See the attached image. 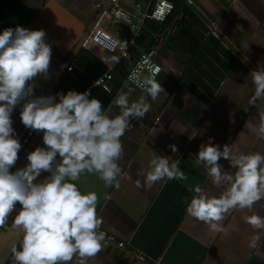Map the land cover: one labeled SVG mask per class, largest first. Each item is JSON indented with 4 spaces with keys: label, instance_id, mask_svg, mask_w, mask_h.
I'll return each mask as SVG.
<instances>
[{
    "label": "crops",
    "instance_id": "0c3cea01",
    "mask_svg": "<svg viewBox=\"0 0 264 264\" xmlns=\"http://www.w3.org/2000/svg\"><path fill=\"white\" fill-rule=\"evenodd\" d=\"M100 1L103 6L107 0H0V29L16 24L44 29L46 41L52 45L50 78L37 77V95L49 92L73 57L99 11L95 5ZM170 1L175 8L172 16L161 23L146 19L138 25L140 31L135 24L101 16L83 43L85 48L78 52L90 59L85 73L91 82L105 70L112 72L111 92L95 90L91 94L110 116L118 114L114 99L128 88L133 89L130 101L144 95L150 108L143 117L130 118V127L120 137L118 185H105L98 174L87 172L75 183L82 192H96V211L103 218L100 230L149 261L264 264V235L258 237L254 247L247 246L254 231L242 220L243 215L250 214L247 210L233 209L225 214L221 221L227 229L224 233L210 232L203 222L185 212L193 186L200 185L210 195L220 191L191 156L209 136L213 143L227 144L234 151H264V139L246 126L249 121L258 122V109L264 104L261 100L249 103L254 86L247 76L250 70H264V0ZM123 3L130 12L133 6ZM150 8L147 0L140 3L141 12ZM143 30L148 33L143 34ZM131 41L135 44L130 45ZM156 41L160 44L157 62L161 67L156 80L164 93L153 100L128 84L125 74L140 51ZM124 50L128 59L120 57ZM73 78L77 88L85 86L84 78ZM68 89L71 87L59 81L54 91ZM11 118L20 139L26 129L19 122L18 108ZM40 144V133L34 131L26 152ZM169 144L176 146V153L170 151ZM152 151L172 159L179 157V168L186 178H165L149 188H137L134 182L143 181L138 174L149 170ZM218 162L228 167L225 160ZM252 211L264 216V200L254 203ZM16 239L9 222L0 234V264H13L10 246ZM127 256L103 241L88 264H134Z\"/></svg>",
    "mask_w": 264,
    "mask_h": 264
},
{
    "label": "clouds",
    "instance_id": "9594fccd",
    "mask_svg": "<svg viewBox=\"0 0 264 264\" xmlns=\"http://www.w3.org/2000/svg\"><path fill=\"white\" fill-rule=\"evenodd\" d=\"M51 55L44 29L19 24L0 29V228L14 212L10 221L17 237L10 246L13 264H88L105 240L100 230L103 218L96 211V192H82L75 182L87 172L98 174L105 185H118L120 137L130 127V118H141L150 108L144 95L129 100L132 88L118 93L113 101L118 114L112 116L99 99L90 98L87 89L37 95V77L50 78ZM247 76L254 86L249 103L264 101V70H250ZM131 79L148 98L155 100L164 93L151 75ZM17 108L19 122L29 134L39 132L41 139L40 145L25 152L20 167L14 166L22 145L11 118ZM257 115L258 122L246 126L264 139V104ZM212 140L209 136L191 156L220 191L210 195L200 185L193 186L185 212L210 232L224 233L225 214L247 210L250 214L242 220L254 230L247 239V246L254 247L264 235V216L252 211L254 203L264 200V151H234ZM167 147L176 153L174 144ZM150 156L149 170L138 174L143 181L134 182L137 188H149L165 178H186L179 157L153 151Z\"/></svg>",
    "mask_w": 264,
    "mask_h": 264
},
{
    "label": "built area",
    "instance_id": "2783aa9c",
    "mask_svg": "<svg viewBox=\"0 0 264 264\" xmlns=\"http://www.w3.org/2000/svg\"><path fill=\"white\" fill-rule=\"evenodd\" d=\"M133 1L135 2V6L132 7L131 11L129 12L127 9H125V7L128 6L125 5L121 0H110V6L107 8L104 14H102V17L107 15L128 25L135 24L134 26H137L138 30L140 31L141 28L138 25H142L144 20L148 19L161 23L167 19V17L173 10V3L170 0H147L150 3L151 8L149 12L143 13L140 10V3L143 0ZM101 8L102 1L96 3L95 5V9L100 10ZM152 38H154V36ZM134 44L135 41H131L130 45ZM159 46L160 44H158V42L156 41L154 45L146 48L145 50L140 51L139 55L129 64V68L125 74V81L140 92H143V90L137 87L136 83L134 82V79L131 78H142L144 76L149 75H151L155 79L158 78L161 73V67L157 62V56L160 48ZM83 47L85 48V45H83ZM120 57L122 59H128L127 51H122ZM157 68L159 69V71L156 70ZM112 79L113 75L111 71H105L95 76L91 82V85L86 88L90 93V97L92 87H97L104 93H110L111 88L109 83L110 81H112ZM54 93L55 91H52V94ZM33 134L34 131L29 134V131L26 129L23 135L21 136L20 143L22 147L18 153L19 159L17 160L16 165L14 167H20L19 165L22 166L25 163L23 157L26 152V146L32 138ZM12 215H14V212L9 215L8 221H6L4 228L10 222ZM4 228H0V234ZM104 242L115 249L125 251L128 255V259H130L134 264H159L158 261H149L143 254L139 252L127 250V244L117 241L114 237L106 233Z\"/></svg>",
    "mask_w": 264,
    "mask_h": 264
},
{
    "label": "water",
    "instance_id": "95a60500",
    "mask_svg": "<svg viewBox=\"0 0 264 264\" xmlns=\"http://www.w3.org/2000/svg\"><path fill=\"white\" fill-rule=\"evenodd\" d=\"M121 1L128 3V4L132 5L133 7L135 6V2L133 0H121ZM109 6H110V0H107L106 3L102 6V8L98 11L97 15L95 16V18L93 19V21L89 25L88 29L86 30L84 36L81 39V43H80L79 47L76 48L77 50L74 53L73 57L67 62L63 71L60 73L59 77L54 81L53 85L50 87L49 92L47 94L52 93V91H54V89L57 87V84L59 81L66 84L67 86H70L71 89L76 90L77 92H83L85 88H88L91 85V77L85 73L86 69L90 63V59L84 54H78V52L82 48L83 43L85 42L86 38L93 31V28L98 23L102 14H104V12L107 10V8ZM146 33H148V32L146 30H143V34H146ZM76 76H78L82 79L83 78L85 79L84 80L85 86L83 88L82 87L81 88L76 87L75 81L73 78ZM95 90L103 92L102 90H100L97 87H92L91 88V94ZM104 94H106V93H104Z\"/></svg>",
    "mask_w": 264,
    "mask_h": 264
},
{
    "label": "trees",
    "instance_id": "16d2710c",
    "mask_svg": "<svg viewBox=\"0 0 264 264\" xmlns=\"http://www.w3.org/2000/svg\"><path fill=\"white\" fill-rule=\"evenodd\" d=\"M174 5V4H173ZM174 10H175V8H174V6H173V10H172V12L170 13V16H172V14L174 13ZM169 16V17H170ZM160 32H162V29H160ZM161 34V33H160ZM137 40V39H136ZM138 42V41H137ZM123 65V63L121 64V66ZM106 71V70H105Z\"/></svg>",
    "mask_w": 264,
    "mask_h": 264
}]
</instances>
